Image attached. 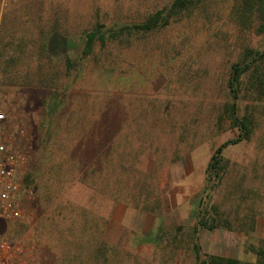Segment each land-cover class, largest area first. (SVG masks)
Returning a JSON list of instances; mask_svg holds the SVG:
<instances>
[{
  "label": "rangeland",
  "instance_id": "obj_1",
  "mask_svg": "<svg viewBox=\"0 0 264 264\" xmlns=\"http://www.w3.org/2000/svg\"><path fill=\"white\" fill-rule=\"evenodd\" d=\"M172 1L0 0V111L27 133L20 176L30 177L21 217L0 224V238L30 264H199L194 244L201 260L258 263L264 62L241 77L236 101L251 135L223 150L227 172L205 191L212 154L239 134L224 113L230 67L264 51L256 0H207L81 57L97 24H140ZM54 32L67 44L56 56ZM199 212L232 228L193 233Z\"/></svg>",
  "mask_w": 264,
  "mask_h": 264
},
{
  "label": "trees",
  "instance_id": "obj_2",
  "mask_svg": "<svg viewBox=\"0 0 264 264\" xmlns=\"http://www.w3.org/2000/svg\"><path fill=\"white\" fill-rule=\"evenodd\" d=\"M207 0H173L169 5L164 6L162 9L156 11H150L145 17L144 21L140 24L127 23L119 25L114 23L109 27L102 24H97L91 31L85 32L84 44L81 57H87L93 53V49L96 44L101 48L106 47L110 43H114L120 40H129L134 36V33L142 32L149 33L158 29H162L169 26L171 22L177 23L185 15L190 14L197 8L202 2ZM248 7H253L252 1L247 2ZM256 12L259 13L261 24L260 28L264 30V3L263 0H256L254 3ZM191 11V12H190ZM67 48V44L63 37L54 32L47 40L46 49L47 52L52 55H60ZM264 62V51L259 53L253 50H247L242 60L234 63L229 70L228 79L226 81V87L229 95L231 96V104H228L224 110L226 117L230 120L231 125L238 129V138L224 142L221 144L215 152L212 154L206 169H205V191L215 189L223 176L227 172L228 161L223 158L222 152L229 145H235L241 141L248 140L251 135L250 122L247 118H239L237 116L236 101L238 99L239 90L241 86V77L253 69L252 73H255L258 69V64ZM66 67L70 69V60L66 59ZM257 77V76H256ZM259 78V77H258ZM30 177L25 175L23 177L24 186L29 185ZM202 228L204 230L212 231L219 227L231 229L232 226L228 222H220L217 218H211L206 214L199 212L197 215V221L193 227V233L196 230ZM263 247V246H262ZM193 252L197 257L199 264H238L236 260L226 259L215 256H206L201 260L200 249L197 244L193 245ZM257 264H264V249L262 248L257 253Z\"/></svg>",
  "mask_w": 264,
  "mask_h": 264
},
{
  "label": "built area",
  "instance_id": "obj_3",
  "mask_svg": "<svg viewBox=\"0 0 264 264\" xmlns=\"http://www.w3.org/2000/svg\"><path fill=\"white\" fill-rule=\"evenodd\" d=\"M7 1L2 0V4ZM27 141L25 129L0 111V224L21 217L25 186L21 173L27 158L19 143ZM0 264H30L22 245L0 238Z\"/></svg>",
  "mask_w": 264,
  "mask_h": 264
},
{
  "label": "crops",
  "instance_id": "obj_4",
  "mask_svg": "<svg viewBox=\"0 0 264 264\" xmlns=\"http://www.w3.org/2000/svg\"><path fill=\"white\" fill-rule=\"evenodd\" d=\"M5 75L14 77V76H13L12 74H10V73H6ZM2 76H3V75H2Z\"/></svg>",
  "mask_w": 264,
  "mask_h": 264
}]
</instances>
